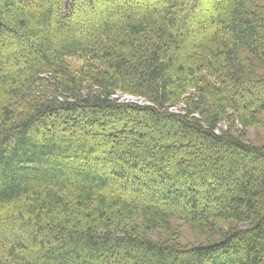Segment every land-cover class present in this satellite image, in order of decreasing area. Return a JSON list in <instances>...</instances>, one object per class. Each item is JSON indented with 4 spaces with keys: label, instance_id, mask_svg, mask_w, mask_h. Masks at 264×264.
Wrapping results in <instances>:
<instances>
[{
    "label": "trees",
    "instance_id": "1",
    "mask_svg": "<svg viewBox=\"0 0 264 264\" xmlns=\"http://www.w3.org/2000/svg\"><path fill=\"white\" fill-rule=\"evenodd\" d=\"M255 126L264 0H0V264H264Z\"/></svg>",
    "mask_w": 264,
    "mask_h": 264
},
{
    "label": "rangeland",
    "instance_id": "2",
    "mask_svg": "<svg viewBox=\"0 0 264 264\" xmlns=\"http://www.w3.org/2000/svg\"><path fill=\"white\" fill-rule=\"evenodd\" d=\"M209 7L210 6L205 7L204 10H208ZM80 16L81 15H79V17ZM4 51H6V49H4ZM6 52H9V50ZM121 100H124L126 102H134V103L143 104L142 99H138L132 96H122ZM246 133H247V138L251 143L257 146H264V129L263 128L256 127V126L251 127L246 131ZM180 184H181V187H183L185 183L181 182ZM203 193L207 194L209 193V190L205 188ZM173 225L178 227L176 231L179 237V242L181 244H199V243L201 244V243L207 242V239L205 236L198 234L193 229H191L189 226L183 224V222H180V221L174 222ZM151 237L153 239H161L159 232L152 233Z\"/></svg>",
    "mask_w": 264,
    "mask_h": 264
}]
</instances>
